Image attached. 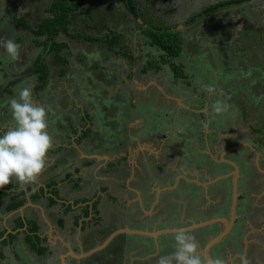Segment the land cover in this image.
Here are the masks:
<instances>
[{
	"label": "crops",
	"instance_id": "crops-1",
	"mask_svg": "<svg viewBox=\"0 0 264 264\" xmlns=\"http://www.w3.org/2000/svg\"><path fill=\"white\" fill-rule=\"evenodd\" d=\"M173 59L175 60L177 57ZM79 63L81 62L79 61ZM21 65L23 68L26 67L24 69L32 66L28 62H22ZM157 65L161 70L162 65L159 63ZM181 67V69H185L183 65ZM91 68L96 69L97 65L92 64ZM83 70L84 68L80 72ZM49 74L47 81L49 84L53 78H63L65 82H69V79L66 78L67 73L60 75L59 71L54 70L53 67ZM31 75H36L39 80V74H28L27 76ZM131 75L127 73L121 78L112 75V80L115 82H105V87L96 80L101 79V76L95 75L96 78L91 79L92 82L96 81L92 88L101 93L98 96L87 98L85 102L82 101L81 96L76 97L77 91L72 90L71 94H68L66 90L61 91L63 99L58 104L60 109H57V112L61 116L64 111L67 114L68 107H62V105L65 106L64 100H67L71 110L70 116H62L61 121L56 118L57 121L53 122V125L51 121H48L50 117H47L51 136L53 131L58 136L53 137L54 143L47 154L46 167L37 177L34 185L21 186L17 181L19 187L14 191L24 192L27 202L30 195L40 191L44 193L43 198L38 202L30 201L32 205L27 204L33 214L28 216V219L36 220L41 227L39 236L42 239L45 238L44 246H47L52 254L38 257L24 244V239L19 238L14 242L16 246L13 243L11 245H13V250H16L14 247L20 246L21 251L15 252L14 261L9 259L5 264H21L16 257L18 254L24 259L23 264L35 262L36 264H61L63 255H67L65 264H86L83 262L88 257H73L69 249L76 255L82 254L96 248L113 232L123 228L154 231L199 224L208 220L209 217L205 212L204 216L201 214L196 217L190 213V210L197 204L202 210L204 206L218 203L221 199L219 190L222 187L234 186V183L238 182L235 176L231 177L234 169L232 171L230 168H225V165H228V161L231 160L227 158H231L227 154L232 153L235 149L233 148L234 143L242 142L238 133L243 125L247 124V121L243 120L241 108H234L231 102H227L228 111L218 115L221 121L218 122V118L215 117L211 122L207 111L205 112L207 118L203 117L202 122L199 117L195 118V114L202 116L203 111L192 114L197 110H195V93L192 94L193 85L187 90L180 89L179 92H175L172 90V85H165L162 76L147 77L141 81ZM172 78L182 79L178 75ZM55 79L51 81L48 90V94L53 96L56 95L60 87V83ZM167 82H172L170 77ZM110 83L116 87L113 92L112 90L108 91L107 85L109 86ZM121 88L123 91L120 92ZM124 89H127L126 92ZM217 89L218 94L221 95L219 87ZM151 93H155L154 99H162L161 102L159 101V104L162 105L158 106L159 109H146L147 106L153 105L150 103L151 99L146 102L142 101L145 105L141 107V105L134 106L135 100L131 101L128 97L139 94L142 95L143 100ZM125 95L127 99H124ZM219 97L215 93L216 101ZM109 98L114 100L109 105L110 107L104 105V102ZM32 99L36 100L35 93H32ZM121 100L130 105L127 106L129 110L120 113V109L118 110V107L112 105ZM97 102H99V106L95 107ZM137 106L141 107L140 111ZM1 110L2 108H0V112ZM116 114L120 115L119 120L106 122L105 117H113ZM7 116L10 115L0 113V129H4L2 123H5ZM146 116H149L150 120L148 121H153L144 123L147 120ZM100 119H103L101 122L103 121L104 125H106L105 122L107 123L109 130L112 129V126L118 125L120 133H123L119 134L116 128L110 131L114 137L107 133L108 137L105 138L109 144L106 143V149L101 148L100 145L94 147L96 143L90 146L85 144L90 141L87 132L97 131L95 121L98 122ZM195 119L197 120L195 121ZM70 120L72 121L70 122ZM188 122L191 123L190 129H194L193 133L186 132V129L189 130ZM147 124L150 128H146ZM7 130H4V133ZM0 135L3 134L0 133ZM226 138L234 140L228 143L231 140H226ZM232 143L233 145H231ZM191 145L192 149H190ZM255 165L260 173L256 176L255 183L260 186L261 190L254 192L248 187L242 190L246 191L247 197L252 201L250 212L253 216L240 221L237 228L232 225L229 235L232 236L234 242L228 244L224 239L216 248L223 250L224 254L219 257L223 258L226 264H234L235 261L242 264L243 259H246L248 264H251L252 260H254V264H264V254L263 259L258 257L259 252H264V242L262 241V237L264 238V169L260 167L258 157L255 158ZM242 179L245 178L242 177ZM30 185L32 190L27 192ZM53 190L58 194L55 200L56 204L52 208H47L48 199L52 197ZM67 207H70V211L65 212ZM227 207L228 203L223 209L214 211L213 218L220 216L227 219ZM86 209L88 216L83 217L82 213ZM107 210L110 214L105 216ZM178 210L181 211L180 216L177 215L179 214ZM25 212L24 210L23 215ZM1 215L0 212V219ZM18 215L21 216V214ZM18 215L11 216L9 219ZM59 217L64 222L62 227H59L57 222ZM7 218L8 216L3 220L2 226H7L9 222ZM168 218L173 219L171 221ZM21 219L25 221L22 216ZM217 226L205 228L208 231L207 234H212L211 239L223 228L222 225ZM235 229H238L237 233H235ZM5 230L6 233L0 239V243L8 235L20 231L13 232L9 227ZM8 230L11 233L8 234ZM90 235L92 236L88 242L85 241V238ZM120 236H124V238L116 240ZM120 236L112 240L105 249L89 258L101 262L104 260L102 258L109 257V260L111 258V261H114V258L119 254L118 257H121V261L117 264H156L161 255H167L173 251L171 246L168 247L169 249H163L164 242H160L158 239L144 236ZM207 239L206 235L202 240H197L200 251L203 249L201 248L203 242ZM170 240L172 241V237ZM230 246L233 249H230ZM6 259L5 255L1 264Z\"/></svg>",
	"mask_w": 264,
	"mask_h": 264
},
{
	"label": "rangeland",
	"instance_id": "rangeland-1",
	"mask_svg": "<svg viewBox=\"0 0 264 264\" xmlns=\"http://www.w3.org/2000/svg\"><path fill=\"white\" fill-rule=\"evenodd\" d=\"M222 1L225 0H136L141 9L140 24L146 22L148 25L160 26L162 28L177 27L175 31L178 32V36L182 39L183 46L179 56L174 60L158 47L150 44V41L142 35V31L138 28V25L125 12V8L121 5L120 0H85L83 10L77 17L82 20L83 24L80 26H69L70 32L75 29L72 33L74 37L70 38L60 35L55 39L59 43L66 40L71 43L68 42L70 44L69 48L67 47L60 52V56L68 62V65L64 66L61 64L60 67H65L69 71L66 77L69 79V82H65L63 78H53L60 83L59 91L53 96L48 94L49 86L53 79L50 81V84H46L45 90L37 91V86L41 82H39L36 75L28 77L27 70L24 69L26 67H8L12 62H28V64H33L39 56L44 57V62L49 68L56 66L51 61L50 53L45 52L46 46L40 44L44 42L45 37L38 39L33 34L34 30L37 29L38 22L50 16L46 10L50 6L51 0H0V38L12 39L21 46L20 58L15 61L0 47V108H2L0 113L10 115L7 107L10 98L16 96L19 89L27 86L31 88L32 93H35L36 100L33 99L34 103L44 106L49 110L48 117L50 118H48V121H51L53 125V122L57 120L61 121L62 116H70L69 112L71 110L67 100H64L65 106L62 105L63 108L68 107L67 114L64 111L61 116L57 112V109H60L58 104L63 99L62 90H66L68 94L77 91L78 95L76 94V97L81 96L83 98L82 101L85 102L87 98L98 96L101 93L92 88L96 83V81H91L93 77L96 78V76L100 75V78L103 80H96L105 87V82H115V80H112V75L121 78L129 73L130 75L132 74L133 78L136 77L135 79L138 78L141 81H144L147 77L162 76L165 80V85H172V90H175V92H179L180 89L187 90L188 87H192L193 85L192 94L195 93V110H197L192 112V114L203 111L202 116L195 114V118L199 117L202 122L204 118H207V114H205L207 111L211 122L215 117L218 118V115H220L212 111V106L216 101V93L217 96H220L218 99L231 102L234 108H241L243 120L247 121L249 115V117L252 116L259 122V128L255 130L254 128L258 127V123L249 119V123L243 125L240 133L247 132L245 134L249 135L252 130L256 136H264V43L256 46V43L255 45L251 44L249 38H245L243 35V26H250L252 30L257 26H264V0H254L237 7L224 9L207 15L194 24L186 25L187 21L195 17L204 8ZM101 9L104 12L101 16L103 18L100 19L102 22H97V25L101 27L102 24H105L107 30L119 33L124 41L123 46H128L127 54L131 55L132 59L128 55L123 57L121 50L113 52L107 58L106 52L99 50L100 46L98 44L100 42H97V40L90 41V38H101L104 40L106 34H109V31H106L105 28V30L102 29L98 33L97 29H89L84 25L85 23H89V27H94V22L90 21L92 11L96 12L95 10ZM14 14H17L18 17L26 18L32 26L33 31L17 27L6 33L7 22H9L10 17ZM263 26H261L256 34V37L259 36L260 41L262 38L264 39ZM132 30L134 32L131 34ZM48 45H50V42ZM158 63L162 65L161 70L155 67ZM92 64H96L97 68H91ZM182 65L185 69H181ZM83 68L84 70L80 72ZM177 75L178 77H182V79L172 78ZM169 77L172 81L170 83L167 82ZM218 87L221 95L218 94ZM107 88H109L108 91L112 90V92L116 89L111 83L109 86L107 85ZM209 88L213 89L211 93L208 91ZM127 89H124L125 92ZM128 97L131 101L135 100L134 106L141 105L142 107V105H145L143 102L150 101V99V103L153 105L147 106L146 109H159L158 106H162L159 104L160 99H154L155 93L146 96V100H142V95L139 94L129 95ZM124 99H127L126 95ZM113 102L114 100L109 98L104 102V105L109 106ZM116 103L112 106L118 107L120 113L129 110L127 106L130 104L128 102L121 100L120 102L116 101ZM67 104L68 106H66ZM98 106L99 102L95 104V107ZM137 107H139L140 111L141 107ZM116 115L109 118L105 117L106 122L110 123L119 120L120 115ZM56 118L58 119L55 120ZM5 119V123H2L4 129H0V133L2 134H4V130L12 126L11 116H7ZM101 120L103 119H100L98 122L95 121L97 131L89 134L88 138H90V141L85 144L90 146L96 143L94 147L100 145V147L102 146L101 148L106 149V143L109 144L106 140L108 134L109 136L114 135L110 132L111 130L116 128L119 134L123 133H120L118 125L112 126V129L109 130L107 123L105 122L106 125H104V122H101ZM148 120H150L149 116L144 123ZM152 121H148V123ZM4 124H7V126H4ZM249 124L253 127L249 126ZM188 126L189 130L187 131L186 129V132L193 133L194 129H190V122H188ZM148 127L150 128L147 124L146 128ZM54 133L53 131L52 140L53 137L58 136V134ZM198 140L201 141L200 139ZM230 147L227 146V148ZM190 149H192V145ZM228 155H232V153ZM227 158L229 159V157ZM225 166V168L231 169L229 165L226 164ZM106 214L109 215L110 212L107 210L105 216ZM180 214L181 211L177 215L180 216ZM1 216L0 220L3 222L5 218L4 215ZM262 241L264 242L263 237ZM13 245L16 246L15 243ZM13 245L5 247L4 254L7 259L3 264L9 259L14 261L15 252L21 251L20 246L14 247L16 250H13ZM263 254L264 252H259L258 257L263 259ZM17 256V259L23 264L24 259L19 254ZM235 262L234 264H239L238 261ZM33 264H36V262Z\"/></svg>",
	"mask_w": 264,
	"mask_h": 264
},
{
	"label": "trees",
	"instance_id": "trees-1",
	"mask_svg": "<svg viewBox=\"0 0 264 264\" xmlns=\"http://www.w3.org/2000/svg\"><path fill=\"white\" fill-rule=\"evenodd\" d=\"M254 0H225L222 2H219L214 5H210L206 8H204L201 12L195 15V17L191 18L189 21L186 22V25H191L196 23L198 20L202 19L203 17L210 15L212 13L237 7L246 3H250ZM85 0H51L50 6L47 8L46 12L50 14V16L41 19L38 22L37 29L34 30L33 34L39 39L45 37V40L43 43H40L45 47V52L50 53L51 55V61L56 64L54 66V70L59 71L60 75H65L67 73V69L61 68L60 65L63 64L68 65V62L65 58L60 56V52L70 46L69 41L64 42H56L55 39L59 37L60 35H65L70 38H73L72 36L73 31L70 32L69 26L75 25L80 26L83 24L81 19H78L77 17L80 15V13L83 10ZM121 5L123 8H125V12L129 14L131 19L138 25V28L142 31V35H144L149 41L152 46L158 47L161 51L166 53V55L170 58H176L179 56V53L183 46V41L178 36L177 27H167L162 28L160 26H154V25H148V23L140 24L141 21V9L138 6L136 0H120ZM96 12L92 11L91 20L94 22V27H89V23H85L84 25L91 29L95 28L97 29V32L100 33L102 29H106V31H109V34H106V38L102 40L101 38H90V41L97 40V42H100L98 45L100 46L99 50L101 52H106V57L109 58L110 55L113 52H118L119 50L122 51L123 57H126L127 54V45H124V41L122 40V37H120V34L111 30H107V26L105 24H102L101 27L97 25V22H102L100 19L102 14L104 13L103 10H95ZM98 11V12H97ZM101 11V12H100ZM96 24V25H95ZM93 26V25H91ZM261 26L255 27L253 30L250 26H243V35L245 38H249V42L251 44L255 43L256 46H260L261 43H264V39L262 38L261 41L259 39V36L256 37V34L260 30ZM22 27L25 30H32V26L29 24V22L24 17H18L17 14H14L10 17L9 22H7V26L5 28V32L9 33L12 29ZM264 28V26H263ZM104 29V30H105ZM33 31V30H32ZM134 31H131V34ZM258 38V39H257ZM252 40V42H251ZM50 42V45H48ZM69 42V43H68ZM130 43V42H129ZM260 44V45H259ZM253 45V46H254ZM69 48V47H68ZM52 53V54H51ZM129 58L132 59V56L128 55ZM58 64V66H57ZM157 69L159 68V65L155 66ZM51 68L44 62V57L39 56L35 62L32 64V66L28 67L26 70L27 74H39V84L37 86V90H45L46 84L49 78V72ZM129 77V76H128ZM91 131L87 132L89 135ZM85 136V134H84ZM17 181H12L9 185L5 186L4 188H0V212L2 215H8L12 212L17 211L21 207H23L26 204V198L24 192H14L18 188ZM32 190V186L30 185L27 188V192H30ZM13 191V192H11ZM43 192L40 191L39 193H35L30 195L29 200L33 203L38 202L43 198ZM58 197L57 191H52V197L48 199L47 208H52L56 204V199ZM70 207H67L65 209V212L70 211ZM83 217L88 216V210L86 209L82 213ZM0 220V239L4 236L6 233L5 228L1 225ZM27 222V221H26ZM59 227H62L64 225L63 219L58 218L57 219ZM9 227L13 232H16L18 230H22L25 226L23 220L20 218V216H16L13 219H11L8 222ZM27 229L26 231H19L16 234H10L7 236V238L0 243V264L1 261L5 258L4 250L6 246H10L12 243L17 241L21 236H23V239L25 241V244L28 246V248L35 253L38 257H44L47 254H50L51 251L48 249L45 245V238L42 239L39 236L40 226L36 222V220L28 221L26 223ZM107 235V234H105ZM92 235L87 236L85 238V241L88 242V239L91 238ZM124 238V236H120L116 240H121L120 238ZM88 247V246H87ZM87 249V248H85ZM52 254V253H51ZM16 255V254H15ZM122 256V254H121ZM18 258V256H16ZM103 261H98L95 259L88 258L83 263L86 264H117L119 261H121V257H115L114 261H111L112 259L109 257L102 258Z\"/></svg>",
	"mask_w": 264,
	"mask_h": 264
},
{
	"label": "clouds",
	"instance_id": "clouds-1",
	"mask_svg": "<svg viewBox=\"0 0 264 264\" xmlns=\"http://www.w3.org/2000/svg\"><path fill=\"white\" fill-rule=\"evenodd\" d=\"M0 47L12 60L20 58L21 46L12 39L0 38ZM21 63L12 62L9 67L22 68ZM208 91L211 93L213 89ZM7 107L12 126L0 135V188L9 185L13 179L21 186H27L43 172L47 154L53 147L47 122L49 110L34 103L32 90L27 86L10 98ZM212 107L217 114L229 109L227 101L220 99ZM171 247L173 251L161 255L156 264H226L221 257L209 259L205 256L196 237L187 229L180 228L172 233ZM242 264H248L247 260L243 259Z\"/></svg>",
	"mask_w": 264,
	"mask_h": 264
},
{
	"label": "flooded vegetation",
	"instance_id": "flooded-vegetation-1",
	"mask_svg": "<svg viewBox=\"0 0 264 264\" xmlns=\"http://www.w3.org/2000/svg\"><path fill=\"white\" fill-rule=\"evenodd\" d=\"M121 91H123L122 88H121L120 92ZM161 101H162V99L160 98V102ZM247 119H248L247 124L249 123V119L257 122L256 118H254L252 116L249 117V115H248ZM217 120L219 122V121H221V118H218ZM257 123H258V127L254 128L255 130H257L259 128V122H257ZM249 126L253 127L250 124H249ZM260 130H263V129H260ZM245 133H247V132H245ZM245 133H242V132L240 133L241 134L240 139L242 140V142L241 143L240 142L234 143L233 148H235V149L232 152V155H229V156H231V158H229V159H231L230 161L236 163L238 168H239V174L237 177V179H238L237 191H236L237 196H236V205H235V213H234L235 219L233 221L234 228H237L236 226L239 227L240 221H243V219L253 216V214L250 212V210L252 209V204H251L252 201L247 197L246 191L244 192L242 190L245 187L251 188L254 192H257L255 190H261L260 186L255 183L256 176L260 175L259 170H258L257 166L255 165V158L258 157L260 167L262 169H264V136L260 135V137H258L256 135H254L252 130H251V134H249V135H247ZM227 139L231 140V138H226V140ZM233 140L234 139H232L228 143H231ZM233 156H235V157L233 158ZM228 165L231 167V169L233 168L230 164H228ZM210 168H213V166H210ZM233 169H232V171H233ZM214 170H216V169H214ZM231 177H234V176L232 175ZM242 177L245 179L243 180ZM219 195L221 196V199L218 201V203H216L214 205H210V206H204L202 208V210H200L199 205L197 204V206H195L192 210H190V213L197 217V216H200L201 214L204 216V212H205L207 217H209L208 220H211L210 218L213 219L214 211L223 209L226 206V203H228V207L226 209L227 210L226 211V217L228 220H230L231 214H232V208H233V199H234V188H233V186L222 187L221 190H219ZM29 202H30V200H28V202L26 201L25 205H27ZM24 210L26 212L23 215V218L25 219V221H23L25 224V226H24L25 229L24 228L23 229H24V231H26V229H27L26 223L28 221H30L28 219L29 218L28 216L33 215V214L30 211L29 206H27ZM15 212H17V211H15ZM13 213L14 212H12L11 216L19 214L18 212L15 214H13ZM10 214L7 215L8 216L7 221H10V219H9L11 217ZM7 216H5L4 218H6ZM20 218H21V216H20ZM168 219H170V218H168ZM172 219H170V220L172 221ZM174 219H175V217H174ZM8 227H9L8 223H7V226L3 225V228H5V229H7ZM178 228H180V227H178ZM236 231H238V229H235V233H237ZM207 233H208V231L205 230V228H201V229L194 230V231L190 232V234L194 235L196 237V239L199 241L202 240L204 236H206V235L208 236V239L203 242L201 248H203L204 244L209 240V238L211 239V237H212L211 233H210V235ZM171 237H172V235L161 236V237L157 238L158 240H160V242H164L163 249H167L169 246H171V244H172V241L170 240ZM229 237H230V239H228ZM231 237H232L231 235H228L226 237V242H228V244H229V242L230 243L234 242L233 238H231ZM20 238H23V236H21ZM218 247H219V245L215 246L212 249L213 252L211 251V255L213 254L212 255L213 258L219 257V255L222 256L224 254L222 249H218V250L216 249ZM142 248L144 249V246ZM230 249H233V247L230 246ZM253 261L254 260H252L251 264H254Z\"/></svg>",
	"mask_w": 264,
	"mask_h": 264
},
{
	"label": "water",
	"instance_id": "water-1",
	"mask_svg": "<svg viewBox=\"0 0 264 264\" xmlns=\"http://www.w3.org/2000/svg\"><path fill=\"white\" fill-rule=\"evenodd\" d=\"M228 164H230L234 168V173L231 174V176L233 175V176H235V178H237L238 174H239V168H238L237 164L234 162H231V161H228ZM233 188H234V199H233V208H232V214H231L230 220H228L226 218L218 217V218H213L211 220H206V221L201 222L199 224H192L190 226L181 227L183 229L189 230V232H192L194 230L206 228V227L213 226V225H218V226L222 225V227H223L222 230L215 237L210 239L206 243V245L203 247V249L201 250V252L205 256H207L209 259H213L212 255H211L212 249L215 246L219 245L224 239H226V237L229 235L230 229L233 225V221L235 219L234 213H235L236 196H237V192H236L237 191V182L234 183ZM28 205H32V203L29 202ZM26 207H27V205L23 206L22 208H20L17 211L19 214H21L22 217H23L24 209ZM17 212H14L13 214H15ZM178 229H180V228H172V229H165V230H154V231H148V230H143V231L140 230L139 231V230H132L129 228L118 229L115 232H113L103 243H101L99 246H97L94 249L83 252L82 254H79V255H76L75 253H73L71 251V249H69L70 250L69 252L71 253V255L73 257H76V258H81V257H84V258L88 257L89 258V257L93 256L94 254L98 253L99 251L105 249L112 242V240H114L116 237H118L120 235L144 236L147 238L157 239L161 236L172 235V233L174 231H177ZM9 233H11L10 230H8V234ZM66 259H67V255H63L61 257V264H65Z\"/></svg>",
	"mask_w": 264,
	"mask_h": 264
}]
</instances>
